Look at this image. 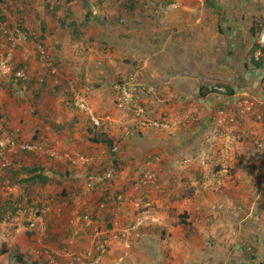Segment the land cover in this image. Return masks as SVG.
<instances>
[{"label":"rangeland","instance_id":"obj_1","mask_svg":"<svg viewBox=\"0 0 264 264\" xmlns=\"http://www.w3.org/2000/svg\"><path fill=\"white\" fill-rule=\"evenodd\" d=\"M205 1L217 8L206 7ZM168 4L174 6L167 7ZM180 7L212 15L218 28L215 45L202 46L206 40L210 43L211 32L206 39L188 29L174 34L167 32L170 28L162 30L170 25L168 16ZM95 10L99 13L93 14ZM109 14L113 20L107 17ZM0 15L9 30L17 29L26 37L23 51L10 48L0 36V178L9 170L37 164L52 180L43 188L31 189L30 198L21 191L23 185L10 186L6 180L0 181V208L5 203L11 207L7 218L0 217V264H73L75 258H79L77 264H85L93 242L82 225L83 218L99 230L111 224L109 219L92 218L95 209L104 217L111 216L107 212L111 210L121 226L126 211L133 215L146 212L158 220V224H126L134 229L124 237L116 233V240L111 241L97 264H264V157L254 160L250 155L253 143L264 141L262 94L260 101L254 94L244 97L251 104L249 111H241L243 107L238 106L241 97L233 105H211L206 132L183 145L185 149L181 148L182 142H175L181 147L174 152V163L162 169L164 165L155 158L147 165L123 163V114L134 115L115 99L111 89L123 78L136 75L140 85L150 88L137 100L143 113L150 114L157 73L150 68H130L150 61L157 47L164 46L166 61L169 54L176 60L185 57L187 63H192L187 68L197 70L199 86L220 88V95L227 98L223 85L234 87L243 73L252 69L248 55L254 39L248 30L254 20H264V0H0ZM69 19L75 21L80 38L72 37L66 24ZM116 26L123 32L114 31ZM171 35L174 41H167L165 37ZM38 41L55 67L52 77L37 61ZM14 55L18 58L14 59ZM58 59L76 69L73 73L60 71L64 66ZM17 64L22 65L28 80L42 77L44 87L31 85L29 93L24 87L13 86L10 76ZM259 71L262 74L264 67ZM232 75L234 80L227 82ZM90 92L95 93L93 104L104 107V113L93 114L99 125L88 121L83 136L103 138L110 144L102 152L97 148H62L60 142L65 136L55 133L58 115L64 118L65 113H93L88 103L83 111L71 102L74 96L79 100L92 98ZM25 103L29 107L26 113ZM167 104V109L172 108L173 99ZM43 108L48 109L46 113ZM28 113L33 125L25 131L23 117ZM43 115L49 117L52 136L38 127L32 130L44 123ZM147 121L152 120L146 118L145 125L139 124L148 129L166 127L146 125ZM38 138L39 151H21V145L32 144ZM81 159L87 161L82 163ZM152 165L161 178L154 175ZM107 172L110 176L100 180ZM146 173L152 175L150 183L137 188L135 183ZM89 176L97 177V181L85 194ZM68 187L76 190L67 191L65 199L59 198L60 189ZM104 194L110 202L107 206L101 202ZM36 200L39 216L35 215ZM99 204L104 205L102 210H98ZM50 207L53 217L45 218ZM86 207L89 211L84 212ZM57 214L62 218L60 222ZM28 216H36L37 221ZM72 219L76 223L70 224ZM61 250L65 255L60 254Z\"/></svg>","mask_w":264,"mask_h":264},{"label":"crops","instance_id":"obj_2","mask_svg":"<svg viewBox=\"0 0 264 264\" xmlns=\"http://www.w3.org/2000/svg\"><path fill=\"white\" fill-rule=\"evenodd\" d=\"M174 6V4H168L167 7ZM177 11L173 14H170L168 16V22H170L169 26H163L162 30H164L165 27L170 28L167 32H171L172 34L177 32H185L186 29H188L189 32L196 33L198 36H206L204 38L208 39V33L211 32L212 38L210 39V43H207V40L205 43L202 44V46L210 47L212 45H215L216 38L214 37L216 32L218 31V28L216 27V20L210 15V13H205L201 11L197 13L194 12L193 9L187 8V7H180L176 9ZM99 13L98 11H94L93 14ZM111 19H114V16L112 14H109ZM116 17V16H115ZM182 25H181V22ZM113 22V21H112ZM113 24V23H112ZM115 26V25H113ZM178 26V27H176ZM117 29L114 31L117 32H123L122 27L116 26ZM176 27V28H175ZM111 29V27H109ZM173 31V32H172ZM176 31V32H174ZM173 37V38H172ZM208 37V38H207ZM167 41L173 40L174 36L171 35L165 37ZM198 41V40H197ZM85 42H87L85 40ZM80 46V45H79ZM196 46V45H195ZM221 46L223 47V44L221 42ZM79 49V47H77ZM76 49V50H77ZM173 50L170 51V53H173ZM170 50V48H169ZM75 51V49L72 50V53ZM164 52V53H163ZM23 53V52H22ZM165 47L164 46H158L157 49L154 51V53L151 54L152 58L150 61H142L141 66L135 65L133 68H130V70L138 69V71H146L148 68L151 69L152 72H156L157 76L153 79V86L155 87L154 93L151 96V113L144 112L143 117L149 118L152 121L151 122H157L159 123V126L165 127V129H148L141 126L139 121L142 119L135 118L131 114H129V117L126 114H123V163H130L132 165H142L144 162H146L144 165L149 164V162L155 158L158 160V164L164 165L165 169L166 166L174 163V152H177L179 150V143L175 142H182V147L185 149L186 143L188 141L195 140L197 136H201L202 133L206 132L207 129V123L209 122V107L213 104L220 103L224 106L233 105L234 102L239 97H242L244 95H253L257 100H261L259 97V94H261V90L259 87V82L261 79V71L259 70H253L250 69L243 73L240 79L235 82L234 87L229 85H223V87L227 86L229 89L232 90V94L230 96H226L227 98L223 99L224 97L220 94L218 95H205L204 97H199L198 95V80L196 77V69H191L192 63H187V59L185 57L181 58H171V55H168L169 60H165ZM20 54V53H19ZM14 59L18 58L16 55L13 56ZM174 59V60H173ZM22 60V58H20ZM58 61L63 64L64 67H61L59 70L65 69L67 71L66 73H73V71L76 69L74 65L68 66L66 63L61 62L60 59ZM66 65V66H65ZM139 68H138V67ZM187 66H191L187 68ZM146 67V68H145ZM123 71H125V68H123ZM75 76H77V73H74ZM234 75L231 76V79H227L228 81L234 80ZM235 78H237L235 76ZM49 78H47L48 80ZM84 80V79H83ZM85 81V80H84ZM239 81V82H238ZM237 83H240L237 85ZM86 85V84H85ZM258 85V86H257ZM86 88V87H85ZM31 93L30 89H27ZM252 90V91H251ZM137 94V100H141L143 96L141 95V91L138 90ZM95 92V91H94ZM94 92H90V95L92 98H88V100L85 99H78L74 98L71 102H75L74 104H77L78 102H82L84 106L88 103L91 107L90 111L92 110L93 113H88L85 116H82L81 114L77 112H71L70 114L65 113L64 118H62L61 115L59 120L57 121L59 124H57L55 127V133L60 136H65V140L61 141V147L62 148H83V149H90V148H97L99 150H103L105 147L104 144H101L100 141L98 143H93L92 140H95L96 138H92L89 136L84 137V129H86L85 124H88V121L94 120V116H98L101 113H104L102 111L101 107H95L93 104V96H95ZM155 94V96H154ZM37 97L33 96L32 100H36ZM43 99H41L40 106H44ZM67 101L70 102L71 97L67 95L66 97ZM169 99H173L174 104L171 107L166 108L167 102ZM48 101H50V98H47ZM218 100V101H217ZM52 103H54V99L51 100ZM105 104V103H104ZM170 106V105H168ZM24 113L29 109L27 106V103L23 104ZM45 109V108H43ZM99 109V112L97 111ZM48 109H45L44 113H46ZM87 110V108H86ZM101 110V111H100ZM48 113V112H47ZM94 114V116H93ZM30 114L24 115L23 119L25 120V125L23 129L30 130L28 128H32V120L30 118ZM45 121L43 124L39 123L36 125L33 131L38 127L42 131L49 132V134L52 136L54 129L50 126V122L47 121L49 118L48 115H43ZM30 120V121H29ZM73 123V124H72ZM193 123V124H192ZM165 124V125H162ZM227 124V123H226ZM225 124V125H226ZM35 126V125H34ZM158 126V127H159ZM54 135V134H53ZM103 139V138H102ZM51 140H53L51 138ZM97 140V139H96ZM76 142H78L76 144ZM149 144L145 145L144 143ZM264 146V141H263ZM187 147V146H186ZM182 149V150H183ZM61 159V158H60ZM74 156L71 159V161L74 162ZM68 160V159H67ZM65 161V160H61ZM151 170L154 169V166L152 165L150 167ZM154 175H156L158 178H161V175L158 173L157 170H153ZM77 176H73V179H76ZM76 189L74 188H61L59 191V198L65 199L67 198V191H74ZM74 195V193H73ZM164 195V194H163ZM161 195V197H163ZM38 200H36L37 202ZM58 201V200H57ZM67 201V200H66ZM133 201V199H131ZM168 200L165 199L166 203ZM40 202V200H39ZM48 202V201H47ZM45 202V204H47ZM152 202H155V200H152ZM41 202V206H42ZM156 203H158L156 201ZM169 204V202H168ZM52 207V206H51ZM50 208H48V213L46 214V217L51 216L50 215ZM142 207V206H140ZM136 209V208H135ZM91 210V209H90ZM134 210V209H133ZM52 213L54 209L52 208ZM81 209L78 210V214L81 213ZM84 212L89 211V208H83ZM92 212V211H90ZM105 212V211H104ZM110 212L111 216L101 214L99 211L95 209V212L92 214L95 219L101 218L105 219L111 222V224H108V229H116L121 230L123 228H126L128 226H125L126 224H129L132 221H136L137 223H141L144 225L149 224H158L157 217L152 214H146V212H141L138 214H132L131 211L123 212V226H121L119 223V220L115 222V218L113 217V213L111 210L107 211ZM29 214V213H28ZM113 214V215H112ZM102 215V216H101ZM58 222L62 219L61 217H58ZM64 216V215H61ZM30 217V216H28ZM34 217H30L32 220L33 218L35 221L37 219ZM53 217V215L51 216ZM122 218V216L120 217ZM29 219V220H30ZM33 219V220H34ZM146 219V220H145ZM107 223H110V222ZM46 222V221H45ZM49 224V222H48Z\"/></svg>","mask_w":264,"mask_h":264},{"label":"built area","instance_id":"obj_3","mask_svg":"<svg viewBox=\"0 0 264 264\" xmlns=\"http://www.w3.org/2000/svg\"><path fill=\"white\" fill-rule=\"evenodd\" d=\"M0 36H2L5 40V43L10 47V48H20L23 51H25V49L23 48L25 45V41H26V37L24 33H21L19 30L17 29H12L9 30L5 23L0 22ZM255 44H256V48L254 49L253 53H252V57L254 60H257L261 55H262V50L264 49V26L260 28V30L257 32V35L255 37ZM28 55V52H26ZM35 53L37 55V61L39 62V64L45 68L46 72L48 73L49 77H52L53 75H55L56 70L55 67L51 64V62L49 61V59L47 58V55L44 52V49L41 45H36L35 46ZM136 75H133L129 78H123L122 82L120 83H115L113 84V86L111 87L112 92L115 95V99L120 102L121 104L129 107L131 109V112L133 113L135 118H141L142 120L139 121L141 125H145L143 121H146V119H144L143 117V110L140 107V105L138 104L137 101V94H138V90L142 92L144 91H150V88H147V86L144 85H140V83L136 80ZM14 78L21 81V82H26L28 80L27 76L25 75V73L23 72V70H17L14 73ZM261 83V94H262V102L264 105V72L262 71L261 74V79L262 80ZM37 85H41L43 83V78L39 77L36 80ZM54 84H57L56 80H53ZM213 90H215L216 92L221 93L222 90L220 88L217 87H212ZM244 97H246V95L241 97V102L238 104V106H242L243 108H241V111H249L250 110V103L244 99ZM243 98V99H242ZM75 106L79 107L81 110L86 111V107L84 106V104L82 102H78L77 104H74ZM220 113V112H218ZM92 124L94 126H98L99 123L95 120H91ZM146 125H151L153 127H158L159 124L156 122H148ZM40 139L38 138L34 143L32 144H23L21 145L20 149L23 152H37L40 150ZM1 146V144H0ZM112 151L115 150V148L113 147L111 149ZM251 157L254 160H260L264 157V146L263 143L261 141H255L253 143V148L251 151ZM2 159V158H1ZM82 163H85L87 161V159H81ZM1 166L3 167L4 165L1 164ZM110 174L109 172L105 173L103 176L100 177V180L109 177ZM152 179V175L151 174H144L143 177L137 181L135 183V186L138 188L141 185H145V184H149L150 180ZM95 181H97V177H92L89 176L87 177V185L84 188L83 193H88L91 191L92 189V185L93 183H95ZM98 210H102L104 208L103 204H99L97 206ZM76 223V220H70L69 223ZM82 225L83 227L90 232V240L91 242H93L92 247H91V251L90 253L87 254V262H85V264H97L98 262H100L101 258L104 256V254H106L107 252V248L110 245L111 241H115L117 238V234L120 235L121 237L126 236L128 233H130L134 227L133 226H128L126 228H123L121 230H116V229H103V230H99L97 229L95 226H92V223L86 218L84 217L82 220ZM61 255H65L64 251L61 250L60 252ZM90 256V257H89ZM79 262V258H75L73 259V264H77Z\"/></svg>","mask_w":264,"mask_h":264},{"label":"trees","instance_id":"obj_4","mask_svg":"<svg viewBox=\"0 0 264 264\" xmlns=\"http://www.w3.org/2000/svg\"><path fill=\"white\" fill-rule=\"evenodd\" d=\"M204 3L206 5V7L210 8V9H216L217 8L210 1L209 2L205 1ZM130 7H132V6H130ZM2 21H3V18L0 15V22H2ZM59 21L62 24V20H59ZM66 24H67V27L70 29V33H71L72 37H74V39L80 38V35L78 34V29L75 27L76 26L75 21L69 19V21ZM263 26H264V20H254L251 23V26L248 30L249 35L251 36V38L254 39L253 44H252L251 49H250V53L248 55L249 62L251 64L253 70H262L264 67V49L262 50V55L257 60H254L252 57V53H253L254 49L257 47L255 44V37L257 35V32ZM37 44L40 45V41H38ZM21 69H22V65H19V64L15 65L12 69V72H11L12 75L10 76V80H11L12 84H14L13 86H15L18 89H21L22 87H24V89H30L31 85L37 86L36 80H34V79L27 80L26 82H21V81L14 78L15 71L21 70ZM33 80H34V84L32 83ZM39 86L44 87L42 84ZM219 87H222V86H219ZM57 89L58 88H55V90H57ZM223 89H224V92L227 96H230L232 94L231 93L232 90L229 89L227 86L223 87ZM31 92H32V90H31ZM37 93H38L37 91L34 92V95L36 96ZM213 94H220V93L216 92L211 87H208L207 89H206V87H203V86L198 87L199 97H204L205 95H213ZM99 141L101 144H104L105 146H109V144H110L109 141L104 140V139L92 140L93 143H95V142L98 143ZM2 180H6L10 186H18V184L23 185L24 189H22L21 191H25L27 196H28V193L31 189H34L36 187L43 188L44 186L48 185L52 181L51 176L46 174V171L40 165H37V164L31 165L28 168L23 167V168H20L19 170H15V171L9 170L8 174L6 173L5 176H1L0 181H2ZM27 198H30V196H28ZM37 202H35V208H36L35 215L39 216V214H38L39 211L37 209H40V205ZM101 202L103 204H105V206H107L110 203L108 200V196L106 194H104L103 198H101ZM4 206L5 207L0 208L1 219H2V217H4V215L7 218V214H10L9 210L11 209V207L8 205V203H5ZM92 218H93V216H92ZM107 226H108V224H106V227Z\"/></svg>","mask_w":264,"mask_h":264}]
</instances>
